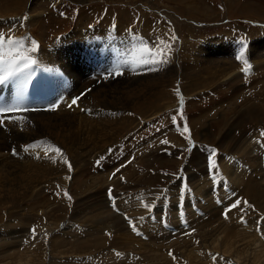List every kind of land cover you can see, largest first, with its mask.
I'll use <instances>...</instances> for the list:
<instances>
[{
	"label": "rangeland",
	"instance_id": "obj_1",
	"mask_svg": "<svg viewBox=\"0 0 264 264\" xmlns=\"http://www.w3.org/2000/svg\"><path fill=\"white\" fill-rule=\"evenodd\" d=\"M77 1L79 4L66 2L68 10L50 12L37 32L42 39L69 34L77 22L86 25L92 20L96 26L109 11L119 24L148 37L154 52L167 51L159 41L170 43L169 57L180 65V71L192 68V74L175 85L178 92L174 96L183 100L177 108L161 110L159 101L154 119L142 123L139 116L134 117L132 130L123 141L124 151L118 146L112 154L106 151L84 168L83 175L79 173L74 181L70 177L68 187L39 191L35 207L0 205V264H85L90 259L92 264H188L189 252L197 264H252L254 249L264 250V60L250 57L251 49L257 48L264 59V0ZM6 4L0 1L1 6ZM81 9L89 11L80 15ZM215 39L226 45L229 67H234L229 71L232 78L226 81L212 67L213 75L198 77V68L184 60L187 48L192 49L193 60L201 59L200 45ZM107 44L109 52L112 45L104 43V47ZM241 50L243 57L237 59ZM246 60L249 69L239 73L240 62ZM254 62L261 75L250 78ZM129 67L138 70L143 65L137 61ZM162 75L153 79L152 93L176 79V74L159 79ZM143 78L130 75L131 92L141 89ZM250 80L253 85L245 87ZM101 81L106 82L102 78L96 84L102 86ZM75 97L80 98H71ZM254 150L261 157L256 169L261 165L262 169L253 171L255 175L248 180L247 169L244 178L238 174L248 165L245 152ZM210 157L216 168L210 167ZM235 164L238 174L230 170ZM209 170L214 174H207ZM182 181L186 186L182 187ZM110 183L115 186L109 187ZM237 201L238 206L232 208ZM182 204L184 209H180ZM220 223L221 229L212 230ZM226 234L230 240H224ZM238 237L231 256L224 253ZM244 238L252 242L237 244ZM238 251L246 252L241 260L234 257ZM256 264H264V260Z\"/></svg>",
	"mask_w": 264,
	"mask_h": 264
},
{
	"label": "bare ground",
	"instance_id": "obj_2",
	"mask_svg": "<svg viewBox=\"0 0 264 264\" xmlns=\"http://www.w3.org/2000/svg\"><path fill=\"white\" fill-rule=\"evenodd\" d=\"M0 1L7 3L4 6L0 5V36H3L6 41L9 39L23 41L22 46L18 50L9 49L7 45L5 46L3 50L5 63L9 51H12V54L17 57L24 53L37 61V64L32 66L33 71L28 80L25 81L23 77L10 78L6 83L2 84L0 87V98L3 96L5 105L18 104L17 107L44 106L48 105L46 104L47 102L53 106L51 110L22 111L0 116L1 206L15 207L25 204L29 207H35V201H37V196L40 195L41 190L51 186L59 189H63V186L68 187L70 185V177L74 181L79 173L83 175L84 168L91 162H96L106 151L112 154L117 146L122 147V149H119L120 152L124 151L123 141L132 130L131 125L134 117L139 116L138 119L142 123L148 122L157 115L154 107L159 104V101L162 106L161 110L164 107L166 110L177 108L176 105L179 102H183V100L179 101V98L174 96V93L178 92L175 85L181 79L188 80L193 69L184 68L180 71V65L174 61L173 57L168 58L167 64L155 65L146 63L145 61L150 58V52H154L151 47L153 42L148 37H143L142 34L138 35L135 30L119 24L116 18L108 13L109 11L106 14H102L104 17L100 16L101 22L96 24V26H94L95 21L93 22L92 20L87 21L86 25L84 21L77 22L76 27L69 34H62L53 40L49 38L47 41L44 38L42 39L41 35L37 33L40 24L45 18H49L51 11H55V9L58 11L68 10L66 2L68 3L69 0ZM75 1L79 4V1ZM80 1L83 4L90 2L89 0ZM73 9L75 8L73 7ZM88 11L89 9H84L80 12V15ZM82 18L81 20H83ZM143 32L146 35L149 34L144 30ZM36 35L37 40L35 39ZM101 39L103 41H99ZM33 41L35 42L34 52L31 51ZM207 42L206 46L200 45L201 59L193 60L192 56H194V53L191 48H187L184 52V60H189L193 64L194 69L198 68V71L201 72L199 74L196 73L198 77L213 75L211 73L212 67L215 71L221 72L220 74L225 81L231 79L232 76L229 71L234 67H229L228 63L231 59L228 57L229 53L226 45L221 44L217 39ZM236 42V47H240ZM104 43L112 45V49L109 52V45L107 44L104 47ZM257 51V48L251 49L250 58L263 61L262 54ZM121 54H123L122 57ZM137 61L143 65L141 69L135 70L129 67V65L132 66ZM198 61L201 66L198 65ZM240 63L238 67L239 73H244L246 68L247 70L249 69L250 62L248 60ZM243 64L247 65L242 66ZM252 66V70L255 69V72L250 78L260 76L259 64L254 62ZM132 73L145 78H143L142 85H140V87L142 86L141 89L133 92L130 91L128 83ZM237 73L235 72V75ZM3 74L4 72L0 68V75ZM99 74L102 77H97ZM160 74L164 75L160 76L159 79L161 77L174 76L175 74L176 79L174 83L164 86L162 91H154L152 93L151 84L153 79ZM102 78L106 82L108 81V84L103 81H101L103 83L102 86H100L101 84H96ZM116 79L119 80L116 82ZM252 81L250 80L245 87L253 85ZM95 85L100 87L96 86L99 87L96 89ZM183 86L189 87L191 91L193 88L195 89L192 84L188 86L183 84ZM72 96H79L80 98L75 97L72 99ZM171 96H174L172 100H168ZM73 100L76 103H73ZM28 101L34 103L27 104ZM57 148L60 149V153L55 151ZM257 150L258 152L260 151V146L257 147ZM256 152V150L245 152L244 157H247L248 165L245 164L242 173L238 174L239 167L236 164L231 167L230 170L233 169L231 172L244 178L243 173L247 169L248 179L249 175L254 174L253 171L255 173L258 169L260 171L262 165H259L260 167L256 169V162L260 161L261 157ZM122 156L126 161L125 155L123 154ZM223 162L224 160H221L219 164L225 171ZM69 164L71 165L70 168ZM236 168H238V171H236ZM251 181L253 182V180ZM254 182L257 184L256 180ZM108 186L112 187L115 184L110 183ZM101 188L104 191L106 185ZM195 191L197 190L195 189ZM99 192L93 194L87 200L96 197ZM104 193H106V190ZM33 202L34 204H32ZM172 219L176 222L175 216ZM222 226L223 224L220 223L214 226L212 230H219ZM164 230L172 233V230L168 231L165 227ZM230 237L226 234L224 240H230ZM241 237H238L230 245L229 250L224 251V253L231 256L230 251ZM244 242L252 241L244 238L239 240L237 244ZM12 250L11 253H14L15 251ZM254 251L253 261L250 260L252 264L264 260V250L254 249ZM245 253L238 251L237 256L234 257L237 260H241L242 256H246ZM216 255L221 258L222 256L225 257L220 252H216ZM187 256L188 264H197L191 252ZM230 256L228 258L232 260ZM92 260L90 259V262L86 261L85 264H92ZM245 260L247 261V259ZM109 261L110 259L107 260V262Z\"/></svg>",
	"mask_w": 264,
	"mask_h": 264
},
{
	"label": "snow or ice",
	"instance_id": "obj_3",
	"mask_svg": "<svg viewBox=\"0 0 264 264\" xmlns=\"http://www.w3.org/2000/svg\"><path fill=\"white\" fill-rule=\"evenodd\" d=\"M172 41L176 40L175 36H172L170 38ZM159 43L161 45H163L164 49H167V51H164L163 49L155 51V52H150V58L148 60H146V63H152L155 65H162V64H167L168 63V58L171 52V44L170 43H166L165 41L161 40L159 41ZM23 41L22 40H14V39H9V40H5L3 36H0V68H2L4 74L0 75V85L6 83L10 78L11 79H15L17 77H23V79L26 81L30 78L31 73L33 71V65L37 64V61L32 59L30 56L21 53V55L19 57L14 56L12 54V51L8 52V58L7 61L5 63V56L3 54V50L5 48V46L7 45L9 49H15L18 50L20 48V46H22ZM33 47L31 49V51H35V42H32ZM147 50V49H145ZM243 57V51L241 50L240 54L238 55L237 59H242ZM247 63V62H245ZM250 67V65H249ZM245 71H247V68L245 69ZM73 103H76L75 100H73ZM12 109H0V111H11ZM173 119H175L173 117ZM185 131H187V126L185 125ZM262 135H264V132L261 133ZM164 143H167V141H164ZM55 151L57 153H60V149H55ZM214 154V151H213ZM62 155V154H61ZM210 159V167L211 168H216V162L215 160H211ZM66 162V161H65ZM71 167V165L69 164V168ZM110 199H111V195H110ZM239 204V201L235 202L232 204V208H236ZM225 218H227V214H225ZM142 219V218H141ZM243 222V220H242ZM135 227V226H133ZM33 233H35V229L32 230ZM33 238H35V236H33ZM213 259H215V257H213Z\"/></svg>",
	"mask_w": 264,
	"mask_h": 264
}]
</instances>
